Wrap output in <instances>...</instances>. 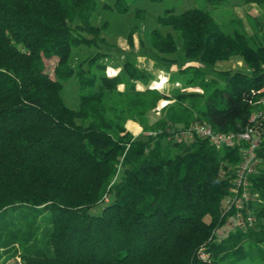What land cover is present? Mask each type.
<instances>
[{"label":"trees","instance_id":"16d2710c","mask_svg":"<svg viewBox=\"0 0 264 264\" xmlns=\"http://www.w3.org/2000/svg\"><path fill=\"white\" fill-rule=\"evenodd\" d=\"M113 5L128 8L125 0ZM95 11V0H0V264H264V117L249 121L264 85V29L253 46L240 23L224 32L206 10L165 9L157 24L179 35L150 30V53H177L167 65L180 63L177 71L191 74L182 87L201 90L166 95L137 90L148 74L130 60L113 77L99 63L98 76L85 74L105 53L86 58L85 71L69 64L80 45H108L100 36L107 23H90ZM232 57L242 69L215 68ZM52 58L50 76L44 60ZM71 77L77 110L60 96ZM160 99L169 102L149 126ZM127 120L145 139L126 130ZM196 120L219 132L249 126L258 137L246 205L255 222L229 227L220 239L215 233L235 212L223 201L244 144L178 137Z\"/></svg>","mask_w":264,"mask_h":264},{"label":"rangeland","instance_id":"374dc122","mask_svg":"<svg viewBox=\"0 0 264 264\" xmlns=\"http://www.w3.org/2000/svg\"><path fill=\"white\" fill-rule=\"evenodd\" d=\"M116 0H95L96 11L90 18V23L93 26L100 27L104 22L107 24L101 28L100 36L103 37L108 43L107 46L92 45L85 46L80 45L74 48L69 57V64L75 68L81 63V68L85 71L86 64L84 60L91 56L95 52L105 53L106 56L101 58L90 68V71H86V75L98 76L101 73L96 64H105L104 74L107 77H113L118 74L122 63L126 60L130 62L139 70H143L148 74V79L138 81L136 83V89L143 91L145 88L154 89L166 95H169L174 88H182V90L200 92L201 90L193 85L182 87L186 79L191 74H181L177 71L180 63L167 65L168 60L177 59V53L160 55H153L150 53V46L147 41L148 32L152 29H159L161 32L170 31L175 37L179 35L178 32L172 31L168 27H161L157 24L156 18L161 15L165 9H173L175 13H179L187 8L197 7L206 10L210 13L213 19L220 25L224 32H231L233 29L242 27L251 40V45L255 46L261 43L262 31L264 29V7L257 5H244L239 0H232L229 4L224 3L219 7L208 5L205 0H125L127 4V10L119 13L114 9V2ZM140 12L136 14V10ZM137 16V17H136ZM240 23V25H239ZM129 31L132 35V43L127 42V36ZM179 52V49H177ZM241 62V66L236 64V61L232 62L233 66L228 67L225 62H218L221 66L215 65L218 70H236L243 68V62L239 57H233ZM45 70L52 76V68L55 63V59L44 60ZM231 63V64H232ZM190 65L184 64L183 67ZM191 65H196L191 63ZM119 90L123 89V85L118 87ZM79 85L76 78L71 77L69 80L63 82L60 96L64 104L72 109H78L79 101ZM169 101L160 99L156 106L147 113L148 125L151 126L160 116V109ZM132 121V120H127ZM126 121L125 128L130 132L133 137L137 139H145V134L142 128L136 123L140 131L137 134H133L129 129V124ZM134 122V121H132ZM194 123H200L196 120ZM193 124V123H192ZM179 137V136H178ZM245 147V145H244ZM244 147H241V151H244ZM226 200L223 201V205ZM225 206V205H224ZM96 210V209H95ZM97 210H99L97 208ZM255 212V211H254ZM252 213V211H251ZM207 221L208 218L206 217ZM231 219L224 225V227L215 233L217 238H222L230 227ZM264 222V219H263ZM206 256V254H203ZM16 261H18L16 259ZM12 260H8L5 264H11ZM241 264H251L249 262H243ZM253 264V263H252Z\"/></svg>","mask_w":264,"mask_h":264},{"label":"built area","instance_id":"2783aa9c","mask_svg":"<svg viewBox=\"0 0 264 264\" xmlns=\"http://www.w3.org/2000/svg\"><path fill=\"white\" fill-rule=\"evenodd\" d=\"M264 72V64L262 66ZM258 98L253 103L254 110L249 121H254L259 117H264V85L257 91ZM194 136L207 140L210 144L220 146H233L236 143L245 145L242 152V160L238 166L236 177L232 187V194L227 199V208L235 207L233 218L230 222V228L233 229L238 225L251 226L255 222V217L246 207L250 199L249 193V176L252 175L260 160L256 156L258 147V137L252 128L246 126L240 132H219L210 128L204 123H193L186 130L179 134L184 140H191Z\"/></svg>","mask_w":264,"mask_h":264},{"label":"crops","instance_id":"0c3cea01","mask_svg":"<svg viewBox=\"0 0 264 264\" xmlns=\"http://www.w3.org/2000/svg\"><path fill=\"white\" fill-rule=\"evenodd\" d=\"M244 5H249V6H251V5H254V4H244ZM238 59H234L233 57L232 58H230L229 60H227V61H224L225 62V64H223V65H226L227 67L229 66V65H231L230 67H232L233 66V63L232 62H234V61H236V64L238 65V66H241V62L240 61H237ZM232 63V64H231ZM217 66H221V64H216ZM226 70H229V69H226ZM128 122V124H129V129L132 131V133L135 135V134H137L139 131H140V128H139V126L135 123V122H132V121H127Z\"/></svg>","mask_w":264,"mask_h":264}]
</instances>
